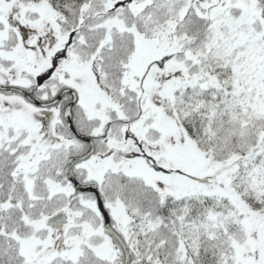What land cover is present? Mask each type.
<instances>
[{"label": "snow or ice", "instance_id": "6c2138e0", "mask_svg": "<svg viewBox=\"0 0 264 264\" xmlns=\"http://www.w3.org/2000/svg\"><path fill=\"white\" fill-rule=\"evenodd\" d=\"M0 264H264V0H0Z\"/></svg>", "mask_w": 264, "mask_h": 264}]
</instances>
